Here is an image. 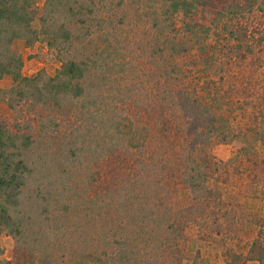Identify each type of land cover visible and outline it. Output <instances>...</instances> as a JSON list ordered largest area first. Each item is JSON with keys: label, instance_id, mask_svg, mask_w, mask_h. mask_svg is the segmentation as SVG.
<instances>
[{"label": "trees", "instance_id": "trees-1", "mask_svg": "<svg viewBox=\"0 0 264 264\" xmlns=\"http://www.w3.org/2000/svg\"><path fill=\"white\" fill-rule=\"evenodd\" d=\"M145 1L0 0V79L11 78L0 102L13 112L0 120L4 264H206L203 246L224 264H264V217L254 234L236 219L240 195L257 194L243 189L264 180L253 146L264 143V0ZM135 22L152 43L145 93L104 95ZM17 39L43 41L60 65L24 75ZM224 141L237 144L227 161L211 153ZM77 204L96 211L69 216Z\"/></svg>", "mask_w": 264, "mask_h": 264}, {"label": "rangeland", "instance_id": "rangeland-1", "mask_svg": "<svg viewBox=\"0 0 264 264\" xmlns=\"http://www.w3.org/2000/svg\"><path fill=\"white\" fill-rule=\"evenodd\" d=\"M139 4L137 6L141 8L144 6L145 0H138ZM43 0H38L37 5L42 6ZM227 2L239 3L241 7H247V2L245 0H219L218 5L222 6ZM135 9V7H134ZM255 14L257 15V19L263 18L259 17V12L255 10ZM135 26L132 24L127 31L124 32L123 38L120 39V44L115 45L116 47V55L115 62L121 63V66H114L112 68V74H109L108 82H107V72L104 77L105 84L102 86L103 94L107 95V87L112 91L111 94L117 96L118 88L122 90L125 87H129L133 92L140 94L141 96L145 93V86L147 83H143L144 77L142 72L144 73V66H153L152 57L150 56V46H152L151 41L147 38V31L144 28V22H135ZM103 33L94 34L91 37V43L94 45L102 47L105 44L103 39ZM13 48L22 56L23 65H22V73L24 75H33L39 71H44L46 74H52L56 68L60 65V60L57 56L49 49V47L41 40L36 41L33 45H25L23 40H15L13 43ZM145 64V65H144ZM214 78H218V74H212ZM141 78V79H140ZM94 79V78H93ZM96 81H99L97 79ZM110 81H113L110 84ZM141 81V82H140ZM11 85V78L9 75H5L2 79H0V87L6 88ZM135 85V86H132ZM149 87V85H148ZM13 117V112L6 106L5 103L0 102V120H11ZM261 120H264L260 118ZM264 125V124H262ZM264 128V126H263ZM236 142V140H233ZM254 148L256 149L258 156L264 159V143L261 140H258L253 143ZM237 144L233 145L232 142H219L215 144L211 148V153L221 161H227L233 155V151L236 149ZM264 179V178H263ZM264 180L261 181V184ZM261 184L256 182L248 183L245 189L248 192L252 190H256L252 198L243 197L241 194L238 198L241 201V205L239 206V210L237 211V216L234 215L232 218H235L240 221L237 224V231L240 235V231L248 232L251 234L256 232V221L259 216L264 217V190L261 187ZM80 203V201H79ZM78 203V204H79ZM78 204L75 206L76 209L69 216L82 214L83 211L86 212L89 216H92L96 209L90 207L87 204L86 208L83 206L79 207ZM114 208H120L118 210L119 215L126 214L123 210V207L115 206ZM113 208V209H114ZM261 209V210H259ZM109 212L112 209H108ZM260 213L259 215L257 213ZM123 213V214H122ZM231 211L228 213V216L231 218ZM116 214L110 213V219H114ZM107 217L109 218V214L107 213V209H102L101 218ZM245 221L249 222L248 225ZM103 225L107 226L106 223ZM244 236V235H242ZM56 238V237H55ZM104 243L107 242V238L104 239ZM11 239L5 234L0 235V264H4L6 260L11 258ZM202 253H204V257L207 259L206 264H224L222 261V257L220 256L219 250L217 248L203 246ZM75 251V247L73 248V252ZM72 256V255H71ZM184 261V260H183ZM248 264H256V262H248Z\"/></svg>", "mask_w": 264, "mask_h": 264}]
</instances>
